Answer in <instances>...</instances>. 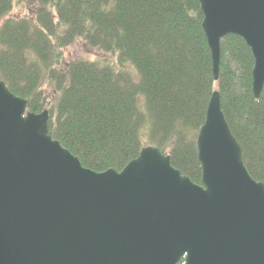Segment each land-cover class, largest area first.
Segmentation results:
<instances>
[{
  "label": "water",
  "instance_id": "95a60500",
  "mask_svg": "<svg viewBox=\"0 0 264 264\" xmlns=\"http://www.w3.org/2000/svg\"><path fill=\"white\" fill-rule=\"evenodd\" d=\"M218 82L222 39L253 58L251 91L264 87V0H198ZM27 111L0 79V264H264V184L215 90L196 137L201 185L144 146L121 171L97 173Z\"/></svg>",
  "mask_w": 264,
  "mask_h": 264
},
{
  "label": "trees",
  "instance_id": "16d2710c",
  "mask_svg": "<svg viewBox=\"0 0 264 264\" xmlns=\"http://www.w3.org/2000/svg\"><path fill=\"white\" fill-rule=\"evenodd\" d=\"M14 7L24 14L13 17ZM202 19L198 0H0V79L28 112L47 110L49 135L97 173L121 171L143 148L137 107L143 96L151 122L147 146L169 155L196 185V137L217 90L245 168L264 184V87L254 99L251 52L236 36L222 39L214 82ZM77 40L115 55L118 69L65 62V48ZM126 66L137 82L121 70Z\"/></svg>",
  "mask_w": 264,
  "mask_h": 264
},
{
  "label": "rangeland",
  "instance_id": "374dc122",
  "mask_svg": "<svg viewBox=\"0 0 264 264\" xmlns=\"http://www.w3.org/2000/svg\"><path fill=\"white\" fill-rule=\"evenodd\" d=\"M23 14L24 11L21 7H14L11 15L13 17H17L22 16ZM74 60L95 61L98 62L101 66H109L111 68L113 67V69L115 70L118 69L115 55L101 53L95 49L90 48L80 40H77L73 45L65 48L64 50V61L70 62ZM121 70L126 71L130 75H132L134 82L138 81V75L132 66H126ZM42 89L47 99H53V96L55 97V94L49 86H43ZM137 107L139 112L143 115V125L141 128V134H143L142 145L147 146L148 141L146 139V136H148V133L150 131L151 122L143 96L137 97Z\"/></svg>",
  "mask_w": 264,
  "mask_h": 264
}]
</instances>
